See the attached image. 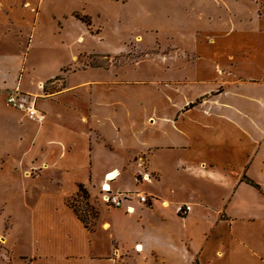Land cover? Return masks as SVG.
Returning <instances> with one entry per match:
<instances>
[{"label":"crops","instance_id":"1","mask_svg":"<svg viewBox=\"0 0 264 264\" xmlns=\"http://www.w3.org/2000/svg\"><path fill=\"white\" fill-rule=\"evenodd\" d=\"M230 1L232 6L226 5V0L221 2L227 11L237 14L231 26L232 47L227 44L225 51L211 47V54L204 45L194 47L196 53L188 66L197 79L188 83L203 87L195 93L198 104L184 112L180 109L193 100L178 105L172 115L156 123L144 118L131 123L116 121L109 113L98 114L92 101L87 114L79 107L70 109L56 102L63 107L59 121L44 116L38 122L22 112L0 108L2 151H20L18 144L28 143L32 148L26 149L20 161L22 179L46 174L52 190L57 189L54 193L44 191L39 207L32 212V233L41 229L46 234L34 236L25 263L116 264L113 253L91 250L88 238L92 231L77 219L66 200L76 195L78 184L92 198L95 180L104 176L107 180L113 173L114 189L123 190L118 184L122 176L133 180L136 173L145 172L149 178L139 188L153 198L152 206L126 202L120 214L139 236L156 224L160 243L156 250L162 259L177 256L186 264H192L194 258L198 264H264V150L262 155L254 151L258 130L250 126L257 121L252 108L264 109V96L254 95L252 90L264 93V0ZM243 29L253 33L249 56L238 70L229 59L236 60L240 53ZM215 41L213 45L217 41L225 45L229 40L221 37ZM18 67L12 70L15 77ZM20 79L21 74L10 84L0 78V92L19 91ZM96 83L84 79L50 98L87 87L92 90ZM37 84L26 92L44 94L41 83ZM77 121L85 125L87 133L74 126ZM216 153L222 157L209 165L210 155ZM1 154L0 149V160ZM184 204L192 206L185 216L177 212ZM103 224L111 228L108 221H101V228ZM140 248L136 245V250Z\"/></svg>","mask_w":264,"mask_h":264},{"label":"rangeland","instance_id":"2","mask_svg":"<svg viewBox=\"0 0 264 264\" xmlns=\"http://www.w3.org/2000/svg\"><path fill=\"white\" fill-rule=\"evenodd\" d=\"M221 1L0 0V78L12 84L21 74L19 91L31 97L35 95L26 91L40 82L44 94L35 96V105L46 119L59 121L63 107L58 102L71 106L70 109L79 107L87 114L92 101L98 114L109 113L116 121L131 123L144 118L156 123L172 115L174 108L186 101L193 100L180 112L198 104L195 93L198 94L203 86L188 83L197 79L188 66L196 53L194 47L204 45L208 50L214 47L220 51H225L227 44L232 47L234 29L231 26L236 22L237 14L227 11ZM226 1V5H233L230 0ZM252 33L247 29L241 31L240 53L236 60L229 59L230 65L235 64L238 70L242 69L244 58L249 56ZM221 37L229 41L224 42L225 45H219V41L212 44L216 42L215 38ZM201 39H205L204 44L200 43ZM18 64L19 74L15 77L13 67L15 69ZM84 79L98 83L92 90L87 87L50 98ZM16 89L0 92L1 109L22 112L7 102L8 95ZM252 90L254 95L264 96L262 89ZM252 111L257 121L250 126L258 130L254 133L258 142L254 151L258 150L262 155L264 121L259 118L264 120V109L254 106ZM77 122L74 126L82 134L87 133L85 125ZM28 146L22 141L17 146L20 151L9 154L0 146V264H27L25 261L31 256L34 236L46 234V230L41 229L32 233V212L39 207L37 202L44 191L54 193L52 191L57 190H52L53 183L48 181L46 174L33 180L22 179L20 161ZM219 157L222 155H210L212 162L209 165H215ZM140 174L136 173L134 178H140ZM103 180V177L95 180L97 184L93 185V196H89L87 204L80 196L73 200L92 231L88 238L91 250L113 253L116 264H186L177 256L161 258L156 250L157 245L160 248L156 224L146 232H140L139 236L127 227L120 214L124 211V202L115 212L102 203L100 188ZM106 182L111 190L117 186L111 179ZM142 183L144 181L137 183L122 176L118 184L123 190L114 189L112 193L141 192L149 196L139 188ZM130 202L137 203L138 199L133 197ZM181 207L183 210L177 211L180 215L185 216L192 210L191 205L178 206ZM105 220L110 229L104 228L106 224L103 229L100 227L101 221ZM136 241L140 250H136ZM192 264H198L197 259L194 258Z\"/></svg>","mask_w":264,"mask_h":264},{"label":"built area","instance_id":"3","mask_svg":"<svg viewBox=\"0 0 264 264\" xmlns=\"http://www.w3.org/2000/svg\"><path fill=\"white\" fill-rule=\"evenodd\" d=\"M7 102L10 106L14 107L17 110L22 111L28 118L34 119L38 122L42 121L44 119V113L38 111L36 109V97H31L29 95L23 94L19 92L17 89L13 92H11L8 97H7ZM141 177L137 178L135 177L134 180L137 183H141L143 181L148 180L149 174L143 172L140 174ZM105 179V176H104ZM106 181L103 180L101 184V201L102 203L107 206V207H113L117 208L121 206V203H126L130 202L133 197H136L138 199V202L143 204V205H149L150 201H153L152 197L141 193V192H136L134 194L129 193V192H123V193H112V190L108 184V187L105 188V183ZM183 208H178L177 211L181 212ZM126 211H130V209H126Z\"/></svg>","mask_w":264,"mask_h":264},{"label":"trees","instance_id":"4","mask_svg":"<svg viewBox=\"0 0 264 264\" xmlns=\"http://www.w3.org/2000/svg\"><path fill=\"white\" fill-rule=\"evenodd\" d=\"M200 101V99H197L195 103H198ZM194 104V103H193ZM193 104H189L188 106H192ZM251 184H253L252 182H250ZM255 187H257V185L253 184ZM82 197V199H84V201H86V204L89 200V194L86 191L85 187L82 184H78L77 185V192L76 195L68 200H66V205L72 209L73 213L76 215L77 219L84 225L85 228H87L89 230V228L87 227V224L85 223V220L83 219V217L80 215V211L77 209V207L73 204V200L76 198ZM149 207V206H148Z\"/></svg>","mask_w":264,"mask_h":264},{"label":"bare ground","instance_id":"5","mask_svg":"<svg viewBox=\"0 0 264 264\" xmlns=\"http://www.w3.org/2000/svg\"><path fill=\"white\" fill-rule=\"evenodd\" d=\"M112 176H113V173H112V174H109V175L107 176V179L109 180ZM105 180H106V179H105ZM106 181H107V180H106ZM104 185H105V188L108 187L107 182H105ZM105 227H106V225H105Z\"/></svg>","mask_w":264,"mask_h":264}]
</instances>
